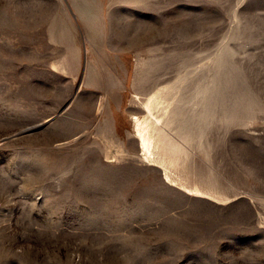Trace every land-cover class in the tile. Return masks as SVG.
Wrapping results in <instances>:
<instances>
[{"label":"rangeland","instance_id":"1","mask_svg":"<svg viewBox=\"0 0 264 264\" xmlns=\"http://www.w3.org/2000/svg\"><path fill=\"white\" fill-rule=\"evenodd\" d=\"M0 264H264V0H0Z\"/></svg>","mask_w":264,"mask_h":264},{"label":"bare ground","instance_id":"2","mask_svg":"<svg viewBox=\"0 0 264 264\" xmlns=\"http://www.w3.org/2000/svg\"><path fill=\"white\" fill-rule=\"evenodd\" d=\"M168 91L169 88H166L165 90L159 89L153 98L154 101L160 104L163 110L164 108L166 110V102H168L169 95ZM164 114L165 115L161 118V120H158L159 122L156 120L146 119L145 117L142 119L138 117L133 118L135 131L140 141V148L151 159L158 156L159 143H164L166 145L163 140L162 129H165V126L167 127L172 125L174 123V119H176L174 115L170 116L165 111ZM181 127L182 125L179 128L180 131ZM185 135L186 137L189 135L187 130L185 131Z\"/></svg>","mask_w":264,"mask_h":264}]
</instances>
